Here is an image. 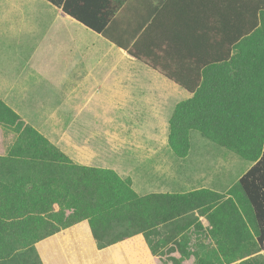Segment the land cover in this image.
<instances>
[{
	"label": "crops",
	"instance_id": "1",
	"mask_svg": "<svg viewBox=\"0 0 264 264\" xmlns=\"http://www.w3.org/2000/svg\"><path fill=\"white\" fill-rule=\"evenodd\" d=\"M41 1L44 7L37 8L29 0V22L22 39L0 21V39H5L0 42V95L12 109L29 108V124L50 142L56 140L67 156L82 158L86 155L82 151L94 150L89 145L92 138H82L76 128L87 123L86 116H82L86 110L94 112V124L166 125L164 132L155 133L158 139H162L161 135L168 138L169 121L177 104L192 98L194 93L148 64L165 68L190 83L199 75L203 83L206 77L224 75L226 71L220 68L223 64H246L247 85L230 88L237 91L230 101L222 97L208 104L248 108L253 111L254 121L256 109L264 107V84L260 82L264 78V0H125L103 32L86 26L62 7ZM125 45L136 47L144 61L131 55ZM227 72L229 76L241 74L232 65ZM241 91L244 93L240 94ZM213 135L191 130L189 152L186 157H179L186 160L187 172L193 176L184 182L191 191L205 188L224 193L220 186L230 185L231 174L238 181L259 160L214 141L244 138L239 131L218 129ZM193 138L199 142L195 146ZM249 138L256 137L250 133ZM117 139L122 137L118 135ZM69 148H73V153ZM199 159L211 166L209 175L203 174L202 179H198L195 167ZM79 163L91 164L84 160ZM154 164L156 169L170 171L178 180L174 162L167 167L164 163ZM119 167L108 168L118 173L126 170L121 163ZM171 185L176 186L174 181ZM154 192L184 193L171 188L168 192ZM238 219L232 217L228 225L224 217L226 225H222L226 236L231 237L234 256L228 260L224 257L222 264H238L242 260L240 245L243 235H249ZM172 225L179 224H166L163 238H170ZM187 231L186 235L192 237V232ZM241 231L244 232L240 235ZM152 236L139 233L99 248L89 221L83 220L37 242L35 247L44 264L202 263L194 253L192 241L174 247L170 240L154 248L152 243L157 236L151 241ZM220 244L218 247L224 245ZM260 254L264 255V246Z\"/></svg>",
	"mask_w": 264,
	"mask_h": 264
},
{
	"label": "trees",
	"instance_id": "2",
	"mask_svg": "<svg viewBox=\"0 0 264 264\" xmlns=\"http://www.w3.org/2000/svg\"><path fill=\"white\" fill-rule=\"evenodd\" d=\"M48 1L86 26L103 32L125 0ZM114 40L122 44L119 39ZM125 47L144 61L136 47ZM232 63L220 67L226 71L224 75L206 77L204 83L201 75L190 83L165 68L148 64L194 93L192 98L177 104L169 121V145L177 157L188 154L191 130L214 137L213 132L218 129H235L245 137L214 141L246 157L259 158L228 194L203 188L187 193L141 195L134 189L130 176L122 177L112 168L73 161L0 98V125H14L18 133L8 153L0 156V264L23 258L37 242L83 220L89 221L97 245L103 248L139 233L151 234L161 225L205 206L211 207L210 211L216 215L239 218V225L249 237L255 236L260 250L263 249L264 107L256 109L254 121L253 111L248 108H218L208 104L222 97L230 101L237 93L230 88L247 85L248 66ZM231 65L241 74L229 76ZM260 82L264 84V78ZM250 133L256 137L254 140L249 138ZM119 225L124 226V232L115 234Z\"/></svg>",
	"mask_w": 264,
	"mask_h": 264
},
{
	"label": "rangeland",
	"instance_id": "3",
	"mask_svg": "<svg viewBox=\"0 0 264 264\" xmlns=\"http://www.w3.org/2000/svg\"><path fill=\"white\" fill-rule=\"evenodd\" d=\"M31 3L37 8L44 7V2L41 0H31ZM0 21L7 23L9 29L12 31H17V37L22 39L24 33L27 32V23L29 22V0H0ZM4 40L5 39L2 37L0 42H3ZM0 98L5 103L1 95ZM12 110H14L25 123L29 124V108H18ZM82 116H86L84 119H87V123L80 124V126H77L76 128H79L82 138H92L89 145L94 146V150H81L83 153H86V155L82 158L68 155L73 161L79 163L80 160H84L85 162L91 163L85 164L88 166L116 167L118 169H120L119 165L121 163L124 165V168L126 169L124 171L126 172H119V174L122 177L130 176L133 181V187L140 194L159 190L168 192L169 188H171L173 192H191L192 188L186 186L187 184L184 183L186 180L193 178V176L187 172L186 160H181L174 154L169 145V136L167 138V136L161 135L162 139H158V136L155 133L157 131L161 133L164 132L167 128L166 125H145L133 123L121 126L94 124V112L92 111L90 113V110L83 111ZM4 121L7 122L9 120L8 118H4ZM118 135L122 137V140L117 139ZM17 137L18 133L14 125H0V156L8 153L9 148L16 141ZM193 139L192 145L195 146L199 142L196 141L195 138ZM52 142L60 150L64 152L66 151L56 142V140ZM89 145L87 148H91ZM101 147H108L111 149H109V151H103V148ZM72 149L69 148L68 151L73 153ZM100 153L101 155H99ZM170 162H174L173 167L175 169L177 168L179 173L178 180L173 178L170 171L166 170V172H164L157 168L159 170L158 171L154 167V163H164V166L167 167ZM176 162L178 165L175 164ZM180 162L181 164H179ZM195 167L198 170V179L204 178L203 174L209 175L211 166L208 165L206 160L203 161L199 159ZM130 170L131 173L127 172ZM142 172H146V174H143ZM227 174H229V172ZM171 181H174L176 186H172ZM237 182V176L231 174L229 176L230 185L227 188L220 186V190H222L225 194H228V191L232 187L236 186ZM200 184L207 183L202 182ZM210 209L211 207L208 208L205 206L174 219L173 221H177L179 225L178 227L177 225L170 226L172 230L170 238H163V235H166V224L161 225L156 229V231L151 234H147V236L153 235L151 238L152 241L155 236L159 234L154 239V244L152 243L154 248L158 246L162 247L166 243H169L170 240H173L172 246L174 247L175 245H184L185 241H192V244L195 247L194 253L198 259L202 260L201 264H222L224 257L225 260H228L232 259L234 256L233 246H230L231 243L229 242L231 237L226 236V228L222 225V223L224 224V217L227 222L232 220V216L224 214L225 216L223 215V217L220 216V213L216 215V213L211 212ZM211 220L215 223L211 222ZM173 221L169 224H172ZM178 229L180 231H178ZM186 229L192 232V237L188 234L186 235ZM123 232V225H119L115 230V234H121ZM182 232L183 234H181ZM178 234H181V236H178L177 239L174 240V237ZM239 234L241 235L243 232L241 231ZM243 238L244 241H242V244L240 245L242 253L239 254L241 255L242 260L238 262V264H264V255L260 254L261 250L255 236L252 238L243 235ZM219 243H221L220 245H224L218 247ZM247 252L250 253L249 256H245ZM57 256L58 254L55 256V259H57ZM7 264L44 263L41 260L37 248L33 246L32 250L24 255L23 258H12ZM45 264L48 263L45 262ZM55 264H57V261Z\"/></svg>",
	"mask_w": 264,
	"mask_h": 264
}]
</instances>
